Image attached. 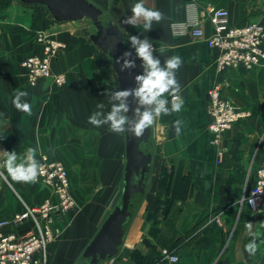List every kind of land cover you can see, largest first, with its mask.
Wrapping results in <instances>:
<instances>
[{
  "label": "crops",
  "instance_id": "obj_1",
  "mask_svg": "<svg viewBox=\"0 0 264 264\" xmlns=\"http://www.w3.org/2000/svg\"><path fill=\"white\" fill-rule=\"evenodd\" d=\"M4 24L0 27V220L12 218L24 209L23 202L36 206L46 199H56L53 191L42 183H23L12 179L5 167V152L15 150L18 163L23 162L28 148L35 149V160L46 156L63 164L69 171L76 206L58 219L59 236L49 251V264H85L83 254L119 203L126 168V130L110 131L109 125L96 127L89 123L94 112L103 118L111 110V95L120 91L114 78L103 77L95 55L83 45V38L69 23L56 22L48 9L12 0ZM109 13L112 0H89ZM192 0H144L145 6L159 10L164 19L153 22L144 31L143 21L134 26L124 23L132 15L138 0H117L113 20L129 36L149 39L163 66L172 56L183 60L176 71L183 107L180 112L161 115L153 123V155L151 178L145 194L135 196L133 217L125 228L123 248L147 256L155 239L147 231L145 214L157 209L163 174L189 181L184 198L175 199L178 212L177 239L172 252L179 254L181 264H264V214H254L242 205L233 226L230 212L240 206V190L254 186V169L264 157V65L254 71L227 70L219 73L215 60L219 51L206 40L176 37L173 25L186 20L187 6ZM205 6L215 4L229 10L234 25L249 22L264 24V0H197ZM42 12V17L35 13ZM207 38L213 28L204 25ZM41 33H49L63 42L53 64L56 73H65L67 82L58 87L50 81L30 87L22 63L41 54L35 43ZM132 45V44H131ZM226 82L225 97L244 114L221 144L212 143L208 114L209 91L218 82ZM17 91H26L31 112L18 110L13 100ZM172 94L166 93L171 108ZM103 108H97L98 104ZM125 115V114H124ZM179 120L180 133L175 130ZM222 151V155L219 152ZM247 173L246 181L239 175ZM184 205V211L181 208ZM241 208V207H240ZM181 213V214H180ZM245 228L233 239L240 216ZM252 223L251 231L246 227ZM231 227V228H230ZM31 222L19 226L21 234L33 229ZM232 229V230H231ZM255 255L245 250L254 236ZM176 239V240H177ZM154 246V245H153ZM159 252L162 247L157 246ZM103 264H115L118 259ZM123 260V259H122ZM158 264H164L161 260Z\"/></svg>",
  "mask_w": 264,
  "mask_h": 264
},
{
  "label": "built area",
  "instance_id": "obj_2",
  "mask_svg": "<svg viewBox=\"0 0 264 264\" xmlns=\"http://www.w3.org/2000/svg\"><path fill=\"white\" fill-rule=\"evenodd\" d=\"M206 23L213 28V33L208 38L204 29ZM173 34L176 37L206 40L211 48L217 49L219 55L214 63L219 73L227 70L254 71L264 65V24L249 22L234 25L229 10L215 4L202 6L197 0H192L187 6L186 20L173 25ZM35 43L42 47V53L30 56L22 63L29 86L35 87L46 81L58 87L64 86L67 82L66 75L56 73L53 64L66 45L49 33L39 34ZM226 85V82L218 81L211 88L207 106L212 143L218 147L224 134L245 117L225 97ZM178 98L173 96L171 104L181 101L180 95ZM222 153L220 151L219 155ZM37 163L40 169L36 183L49 187L56 199H46L36 206L23 202L24 209L21 213L0 220V264H49L50 248L59 236L56 222L76 206L68 169L46 156H42ZM254 177V186L244 192L240 203L254 214L263 215L264 157L255 167ZM251 199L254 203H250ZM27 222H31L34 228L21 234L18 228ZM160 252L164 264H181L178 253L166 248ZM170 257L176 259L173 261Z\"/></svg>",
  "mask_w": 264,
  "mask_h": 264
},
{
  "label": "water",
  "instance_id": "obj_3",
  "mask_svg": "<svg viewBox=\"0 0 264 264\" xmlns=\"http://www.w3.org/2000/svg\"><path fill=\"white\" fill-rule=\"evenodd\" d=\"M27 5H40L48 9L54 20L59 23L78 22L85 19L93 21L96 33L90 35L92 43L104 54L113 59V70L116 74L120 91L135 90L139 87L136 77L145 73L143 61L136 53L124 56L127 49L125 33L113 20L114 8L117 0H112L109 9V20L105 24L102 20L104 11L89 0H19ZM153 57L156 54L153 53ZM119 62L117 63V59ZM125 60L134 63L133 67H121ZM128 111L125 114L128 123L126 130V168L124 187L119 203L108 216L93 240L87 246L83 257L85 264H103L116 257L129 259L131 250L123 248L125 228L131 221L133 213L131 206L136 195H143L151 176L153 155L142 150L148 144L153 131L149 127L144 134L137 138L132 132L134 123L139 119L136 109L140 113L146 109H153L154 105H141L135 95H129L125 100Z\"/></svg>",
  "mask_w": 264,
  "mask_h": 264
},
{
  "label": "clouds",
  "instance_id": "obj_4",
  "mask_svg": "<svg viewBox=\"0 0 264 264\" xmlns=\"http://www.w3.org/2000/svg\"><path fill=\"white\" fill-rule=\"evenodd\" d=\"M132 15L125 18L124 23L132 24L133 26L138 21H143V28L145 32L152 29L153 22L159 23L164 19V14L159 10H154L145 6L144 0H138L131 8ZM132 46L136 49L137 56L143 61L145 73L136 77L139 87L135 90L117 91L111 95L110 101H119V103H112L111 110L101 117V112H94L89 117V123L96 127L102 125H109L110 131L123 134L125 133V125L128 123L127 117L124 115L128 111V106L125 103L129 95H135L139 99L141 105H154V108L146 109L140 113L139 108L136 109V114L139 119L134 123L132 132L134 136L139 138L144 134L145 129L151 127L159 116L170 115L172 112H180L183 107V102H173L171 108L168 107V100L165 99V94L170 93L176 99L178 93L181 91L180 85L176 79V71L183 64V60L179 56H172L164 61L163 66L159 58L153 57V45L146 37L140 40L137 36H129ZM130 52H125L124 56H130ZM119 58L117 59V63ZM134 63L125 60L121 67V71L125 68L133 67ZM28 93L26 91H17L13 100L14 106L23 112L30 113L31 105L26 101ZM104 104H98L97 108H103ZM181 121L175 122V130L177 134L180 133ZM5 152V167L7 172L11 175L12 179L17 182L34 183L36 182L39 174L40 165L35 160V149L28 148L25 153L23 162L18 161V154L15 150ZM255 195V192L252 194ZM250 203H254L251 199ZM264 227V223L261 225ZM246 227L251 231L252 223H248ZM254 238L245 245V250L249 255H255L258 245L256 238L259 233H252ZM169 259L175 260V257Z\"/></svg>",
  "mask_w": 264,
  "mask_h": 264
},
{
  "label": "rangeland",
  "instance_id": "obj_5",
  "mask_svg": "<svg viewBox=\"0 0 264 264\" xmlns=\"http://www.w3.org/2000/svg\"><path fill=\"white\" fill-rule=\"evenodd\" d=\"M13 1L12 0H0V27H3V28H8L7 27V24H4L6 18H7V15H8V11L11 9V7L13 6ZM35 15L37 17H42V12H38L35 13ZM109 13H104L103 17H102V20L105 24H107L108 20H109ZM69 25L71 26H74L77 33L80 34V36L83 38V40L88 44L91 52L95 55V58H96V62H97V67L98 69L101 71V75L103 77H106V78H109V77H112L114 78L115 81H117V78L115 76V72L113 70V67H112V64H113V59H111L108 55L104 54L103 52H101L93 43L92 41L90 40V35L96 33V28L93 24V21L92 20H89V19H85V20H82V21H78V22H71L69 23ZM128 44V43H127ZM127 49L129 52H134L136 53V49L131 45V44H128L127 46ZM137 54V53H136ZM151 128H153V125L151 126ZM152 137L150 139V142L148 144H144L142 146V150L145 152V153H154L156 150H157V147L155 145H152ZM247 173H242L239 175V180L240 181H246V175ZM153 178V176L151 175L150 176V179ZM154 179V178H153ZM165 182L162 183V193H161V207H163V209L165 208V203H169L168 205H170L169 207H172V208H169V210L167 211L166 215L170 216V217H176V219L172 220L174 221L173 222V226L174 228H176V226L178 225L177 224V221H178V217L176 216V212H178L177 209L178 206L177 204L171 199L170 196L167 195V189H166V181L167 179L164 178ZM150 183V181H149ZM73 189V188H72ZM186 189H183V188H180L179 192H178V195H177V198L176 199H179V198H184V195L187 193V191H185ZM246 191V190H245ZM74 192V191H73ZM243 193V190L241 189L240 190V194H239V198L242 197L241 194ZM137 198H139V195L137 196ZM165 202V203H164ZM173 204V205H171ZM241 207V208H240ZM184 205L182 206L181 208V213L184 211ZM242 209V206L240 204V206L237 207V213L240 214V212ZM180 213V214H181ZM154 214H157V217L155 218V221L156 222H161L163 219V211H160L158 213H154ZM240 216V215H239ZM172 225V224H171ZM233 226V225H232ZM153 225L150 224V225H147V230L148 231H151L153 230ZM156 227V225H155ZM231 228V227H230ZM232 230V229H231ZM146 246L150 247V243H145ZM140 258L139 255H136L132 261H126L127 259H120V257H116V259H118V261H114L115 264H134L136 263V261H138ZM115 259V260H116ZM112 261V259H111Z\"/></svg>",
  "mask_w": 264,
  "mask_h": 264
},
{
  "label": "trees",
  "instance_id": "obj_6",
  "mask_svg": "<svg viewBox=\"0 0 264 264\" xmlns=\"http://www.w3.org/2000/svg\"><path fill=\"white\" fill-rule=\"evenodd\" d=\"M35 6H37V5H35ZM38 6H40V5H38ZM41 7L46 9V7H44V6H41ZM83 45L89 50V52L91 54H93L91 52L88 44L84 40H83ZM115 76H116V74H115ZM117 82H118V80H117ZM163 176H164V178L167 179L166 185H165L166 189H167L166 190L167 195L170 196L171 199L174 201L177 198V195H178L180 188L185 189L186 185L188 184L189 181L182 179L180 182V179H178V178L173 179L172 175L171 174L167 175L166 172L163 174ZM164 178H162V181H161L156 211L152 212V213L147 212L145 214V219L147 221V225L152 224L154 226L153 230H151V231L147 230V231L155 239V244L150 243V245H149L150 246V252L147 256H143L142 253H140V252H135L133 254V258L136 255H139L140 258L134 264H158V263H160L161 260H163V257L161 255V252H159L156 249L157 246L169 249L170 251H173V249L176 248L179 244V239L176 238L177 237V226H176V228H174V226H173V222L175 221L174 219H176V217L175 216L170 217V216L166 215L169 208H172V207H169L170 206V205H168L169 203H165V202H164L165 208L163 209V207H161L162 203H161L160 196L162 193L161 189L163 187L162 183L165 182ZM136 196H138V195H136ZM171 205H173V204H171ZM237 207H238V205L235 206V209H237ZM160 211H163V213H164L163 218H162L163 220L161 222H156L155 218L157 217V214H154V213H158ZM237 214H238L237 210L230 212L229 220H228L230 223V226H232L234 224L236 217H237ZM176 215H177V212H176ZM172 220H174V221H172ZM177 223H178V221H177ZM155 225H156V227H155ZM244 228H245V218L240 216L239 222L237 223V227H236L234 235H233V239H236L241 234V232L244 230ZM120 259H123V258H120Z\"/></svg>",
  "mask_w": 264,
  "mask_h": 264
}]
</instances>
